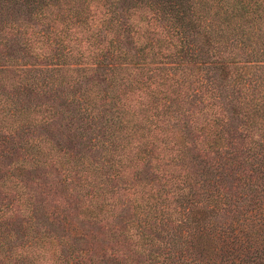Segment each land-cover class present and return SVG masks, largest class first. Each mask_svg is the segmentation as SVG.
I'll return each instance as SVG.
<instances>
[{
	"label": "trees",
	"instance_id": "16d2710c",
	"mask_svg": "<svg viewBox=\"0 0 264 264\" xmlns=\"http://www.w3.org/2000/svg\"><path fill=\"white\" fill-rule=\"evenodd\" d=\"M0 264H264V0H0Z\"/></svg>",
	"mask_w": 264,
	"mask_h": 264
}]
</instances>
